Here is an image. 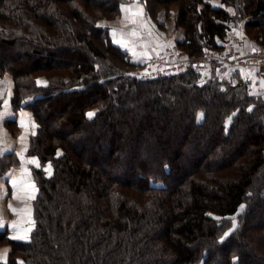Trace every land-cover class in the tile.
Returning a JSON list of instances; mask_svg holds the SVG:
<instances>
[{"label":"trees","instance_id":"trees-1","mask_svg":"<svg viewBox=\"0 0 264 264\" xmlns=\"http://www.w3.org/2000/svg\"><path fill=\"white\" fill-rule=\"evenodd\" d=\"M127 1L0 0V82L32 111L41 162L30 239L0 231V264H264V95L192 65L133 75L100 24ZM141 1L161 27L177 8L190 57L238 24L264 45V0ZM18 162L0 157V173Z\"/></svg>","mask_w":264,"mask_h":264},{"label":"crops","instance_id":"crops-1","mask_svg":"<svg viewBox=\"0 0 264 264\" xmlns=\"http://www.w3.org/2000/svg\"><path fill=\"white\" fill-rule=\"evenodd\" d=\"M208 1L216 6L221 5V0ZM122 7L130 8L131 11L124 13L121 8V14L113 19H105L100 24L109 27L114 42L120 39L123 34L122 38L129 47L125 48L121 44L115 43L126 50L130 59L137 64L142 63L144 57L155 53L160 48L176 43V40L184 34L183 27L175 30H166L165 26L161 27L149 17L141 0H129ZM137 7L143 9V14L133 17L132 13L137 11ZM133 19L135 23L131 22ZM145 22L147 26H145ZM159 22L163 23L161 17ZM238 27L243 28V25ZM112 29L117 30L115 36L112 34ZM133 29L138 35H129ZM13 87L12 76L5 75L0 82V113L4 114L0 118V148L5 151L0 153V157L13 153L19 162L7 171L0 173V231L7 229L10 237L27 241L30 239L34 227L33 201L38 193L33 169L39 168L27 161L35 159L40 167L41 162L39 157L28 153L30 137L36 132L37 123L31 110L27 108L15 110L13 108ZM253 91H258L256 85H254ZM262 94L264 95V93ZM9 120L15 122L14 125H11L12 127L7 125ZM18 154H22L23 159ZM44 169L48 175L52 174L50 163L44 165ZM30 185H34V190ZM10 249V245H0V262L6 261Z\"/></svg>","mask_w":264,"mask_h":264},{"label":"built area","instance_id":"built-area-1","mask_svg":"<svg viewBox=\"0 0 264 264\" xmlns=\"http://www.w3.org/2000/svg\"><path fill=\"white\" fill-rule=\"evenodd\" d=\"M240 32L243 37L237 34ZM244 41H249L251 47L237 48L236 45ZM254 44L258 46L255 48ZM227 45H230L229 51ZM253 47L257 51H253ZM189 65L209 76L214 71L219 80L230 86L246 84L253 91L256 85L258 91L264 93V45L249 37L244 27L237 25L228 30L224 48H206L200 57L194 58L177 43L169 44L155 54L144 57V61L133 67L131 73L140 78H155L181 73Z\"/></svg>","mask_w":264,"mask_h":264},{"label":"rangeland","instance_id":"rangeland-1","mask_svg":"<svg viewBox=\"0 0 264 264\" xmlns=\"http://www.w3.org/2000/svg\"><path fill=\"white\" fill-rule=\"evenodd\" d=\"M208 1V0H207ZM173 11L174 12H172V14L171 15H168L167 14V12H166V10L164 9V8H160L159 9V11H158V16H159V20H160V17L162 18V20H163V23H164V26H165V29L166 30H170V29H172V30H175L176 28H179V26H177L176 24H175V15H176V13H177V8L175 7L174 9H173ZM117 17V16H116ZM237 26H240V24H238ZM240 35L243 37V34L240 32ZM237 46V48H241V49H245V48H247V47H251V43L249 42V41H244L243 42V44H240V45H236ZM254 46H255V48L258 46V44H254ZM228 47H230V45L228 46L227 45V51H229L228 49ZM163 48V47H162ZM161 49V48H160ZM159 49V50H160ZM157 52V51H156ZM155 52V53H156ZM155 53H151L150 55H152V54H155ZM214 68V67H213ZM214 73V72H213ZM212 73V74H213ZM203 74V80L205 79V75H207V78L209 77V74H207V73H202ZM6 75H10V74H6ZM11 76V75H10ZM206 78V79H207ZM39 81L41 82V83H45L46 82V79H45V77H40V79H39ZM254 93H257V94H262V93H260L259 91H254ZM186 163V162H185ZM186 165V164H185ZM3 245V244H2Z\"/></svg>","mask_w":264,"mask_h":264},{"label":"snow or ice","instance_id":"snow-or-ice-1","mask_svg":"<svg viewBox=\"0 0 264 264\" xmlns=\"http://www.w3.org/2000/svg\"><path fill=\"white\" fill-rule=\"evenodd\" d=\"M129 11H131L130 8H124V7H122V12L127 13V12H129ZM142 14H143V9L140 8V7H137V11L133 12V13H132V16L135 17V16H139V15H142ZM131 22H132V23H135V20L133 19V20H131ZM145 26H147V23H146V22H145ZM111 31H112V34H113L114 36L117 34V30H116V29H112ZM237 34L240 35V33H237ZM129 35H130V36H136V35H138V33L136 32L135 29H133V30L131 31V33H129ZM122 37H123V34H121V38L115 40V42H116L117 44H121V45L124 46L125 48H128L129 45L123 40ZM253 51H257V49H255V48L253 47ZM38 83H40V82L38 81ZM3 115H4L3 113H0V118H2ZM88 115H89V117H91V116L94 115V113H89ZM202 115H203V114H201V116H202ZM22 126H23V124H22ZM21 139H23V137H21ZM3 151H5V149L0 148V153H2ZM18 155H20V156H21V159H23L22 154H18ZM27 163H32V164H35L37 167H40V165L38 164V162H37L35 159L29 160V161H27ZM49 167H50V165H49ZM25 171H26V170H25ZM13 183L15 184V181H13ZM30 187H32L33 190H34V185H30ZM242 207H243V206H242ZM230 231H231V230H230ZM228 234H229V233H225V237H226Z\"/></svg>","mask_w":264,"mask_h":264}]
</instances>
